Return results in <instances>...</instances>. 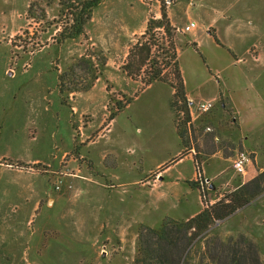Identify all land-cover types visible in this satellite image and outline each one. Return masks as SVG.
<instances>
[{
    "label": "rangeland",
    "instance_id": "1",
    "mask_svg": "<svg viewBox=\"0 0 264 264\" xmlns=\"http://www.w3.org/2000/svg\"><path fill=\"white\" fill-rule=\"evenodd\" d=\"M188 2V0H104L94 10L85 37L57 44L55 37L63 28L64 22V17L60 16L58 0L51 6H47L46 0H0V156L18 154L24 134L22 132L20 135L23 124L27 122L30 124L31 119L48 115L52 120L47 128L39 121L37 124H40V127L37 125L34 129L31 126V131L27 130L26 133L30 139L38 137L36 143L30 146L34 151L40 144V150L43 152L45 150L52 156L62 151L61 139L74 137V147L60 165L59 181L53 178L52 182L54 191L65 196L69 188L67 179H86L83 171L90 176L97 172L88 160L90 154H85L84 146L79 144L86 143L90 144V148L95 147L94 143L98 139L107 136L111 114H118V108L121 106L124 108L118 117L116 116L114 136L120 137L121 129L127 127L129 139L123 146L136 148L138 146V150H145L147 147L151 149L150 154L156 153L155 156L158 157L172 158L173 153L182 144L179 136L177 137L180 145L174 139L175 124L176 122L180 124L186 145L183 146L185 150L182 154L186 155L189 150H193L194 160L198 158L201 162L203 180L201 185L207 187L205 200L202 199L198 188L190 186L191 181L186 183L191 189L199 191L201 210L244 187L248 196L254 195L257 188L251 181L264 172L263 108L257 111V123L260 126L255 124L257 129L253 135L259 140L255 143L253 154V151H247L242 147L237 129V116L224 97L221 96L212 111L200 121H191V125L185 127L181 125L186 117L181 111L184 103L178 102L176 109L172 110L173 90L169 84L155 82L149 87L146 82L150 76L147 75L146 68L140 73L133 70L135 74L130 71L131 64L128 66L130 70L126 69L129 53L145 33L148 22L161 19L163 5L166 11L177 5L179 9L174 13L178 14L180 22L177 25L171 23L176 28L173 31V38L168 37L162 28H156L151 34L154 37L153 41H164L161 42L166 43L164 52L170 47V40L174 42L179 66L184 74L183 79L187 81L188 91L194 100L208 99L223 89L227 78L239 71V67L237 69L235 66L228 67V59L232 60L233 57L226 55L227 50H223L226 54L215 50L216 56L210 55L211 46L205 43L206 38L203 39V51L198 49L197 45L191 42L192 35L197 32L198 27L190 33L182 32L187 24L194 22L184 14ZM32 4L36 19L29 17V6ZM136 30L142 31V34H132ZM162 53L163 50L155 53V56H158L162 63L163 75L173 79V68L165 67L166 62L171 61V54ZM207 56H210L212 61L213 57H218V63L224 64L225 71L219 77H216V71L210 70ZM95 77L99 78L96 80ZM228 87L231 88L229 85ZM251 98L255 100L256 95L252 93ZM129 101L131 103L128 105ZM30 109L37 111L35 116L28 114L32 111ZM70 109H78L79 119L77 116L72 117V123L70 121L65 123L64 116L70 115ZM92 121L93 128L97 130L95 133L87 134L84 127L92 124ZM149 125L157 127L161 132L158 139L155 136L148 139L146 132L140 133ZM208 127H211L212 131H207ZM252 144L253 140L249 141L248 148H251ZM215 151H221L224 157L232 158V166L226 173L224 181L220 180L216 185L203 175V166L208 165L209 157ZM240 153H246L251 160L243 175L233 169V161ZM82 154H85L84 158ZM255 158H258L259 165ZM8 159L1 161L2 166L8 170L18 169L15 168L18 163H14L13 167L9 162L11 160ZM187 163L190 165V162ZM146 166L148 165H145V168ZM35 169H38L39 173L44 172L43 168ZM156 176L152 174L139 184L143 187H153L156 182L152 183L150 180H155ZM197 178L198 176L192 181H196ZM60 181H63L62 188L57 190ZM261 187L263 190L264 184ZM142 228L153 227H139L134 261L138 255V237ZM107 247L105 242L100 244L103 251H106ZM4 260L6 259L1 261ZM233 260L237 264H264V192L256 196L246 207L223 221H217L203 240H195L188 247L182 264H234Z\"/></svg>",
    "mask_w": 264,
    "mask_h": 264
},
{
    "label": "crops",
    "instance_id": "2",
    "mask_svg": "<svg viewBox=\"0 0 264 264\" xmlns=\"http://www.w3.org/2000/svg\"><path fill=\"white\" fill-rule=\"evenodd\" d=\"M188 1L184 14L198 27L191 42L203 51L206 38L205 43L211 46L210 55L216 56L215 50L219 53L227 50L228 54H223L233 57L228 59V67H239V71L225 80L223 89L208 99L194 100L184 78L190 110L193 113L199 101L213 100L216 104L224 97L237 116L242 147L255 154V143L259 139L253 133L257 129L255 124L260 126L257 111L264 109V0ZM172 7L166 12L170 22L177 25L180 19L174 12L179 6ZM138 33L142 31L132 34ZM209 58L210 70L216 71L219 77L225 71L224 64L218 63V57H213V61ZM228 85L231 88H227ZM252 93L256 95L255 100L251 98ZM30 110L28 114L35 116L37 111ZM70 110V115L64 116L65 123L79 116L78 109ZM116 116L109 122L107 136L98 139L95 147L79 144L84 146L85 154H90L88 160L97 172L90 176L83 171L86 179H67L66 183L72 188H68L65 196L54 191L52 182L53 178L59 181L60 165L72 151L74 137L61 139L62 151L52 156L40 150V144L34 151L30 146L38 137L30 139L26 133L31 131V126L40 127L39 121L47 128L52 118L43 115L31 119L30 124H23L19 153L0 156V259H6L0 260V264H133L139 227L156 228L166 217L188 220L200 212L199 191L186 184L197 177L194 152L189 150L180 158L185 148L180 145L176 128L174 139L180 146L172 158L165 159L155 156L156 153L150 154L151 149L147 147L138 150V146V149L123 146L129 139L128 130L125 127L120 137L114 136ZM93 125L92 121L84 127L87 134L96 132ZM151 126L140 133L146 132L148 139L154 136L158 139L161 132ZM252 140L248 148L247 143ZM5 158L11 160L8 159L12 166L18 163L15 166L18 169L3 167L1 161ZM231 161L232 158L224 157L221 151H215L208 165L203 166V175L216 185L224 181ZM255 161L259 165L258 158ZM145 165L148 166L145 168ZM35 167L43 168L44 172H37ZM152 174L157 175L155 180H150L156 182L155 186L139 184ZM104 242L108 245L106 251L100 248Z\"/></svg>",
    "mask_w": 264,
    "mask_h": 264
},
{
    "label": "trees",
    "instance_id": "3",
    "mask_svg": "<svg viewBox=\"0 0 264 264\" xmlns=\"http://www.w3.org/2000/svg\"><path fill=\"white\" fill-rule=\"evenodd\" d=\"M54 1L55 0H46L47 6H51ZM58 1L60 6V16L61 18L64 17L63 28L55 37L57 44H60L66 40H75L80 37H85L86 28L92 20L94 10L98 8L104 0ZM34 5H36V3H34ZM34 5L32 4L29 6L28 13L30 18L36 19V14L33 11ZM161 15V19L148 22L145 33L129 53V62L126 65V69L130 70L128 66L131 64L130 68L132 70L130 71L135 74L136 72L140 73L146 68L147 75L150 76L146 82L147 86H150L155 82L169 84L173 90L171 108L172 110H175L178 102L184 103L181 111L186 117L181 122V125L187 127L189 124L191 125L190 103L186 96L184 79L179 66L176 47L174 42L170 40V47L164 52V44L166 45V43L161 44V42H164L161 40L153 41L154 37L151 35L156 28H162L168 37L173 38V31H175L176 28L172 26L164 5L162 7ZM162 50V55L171 54V61H167L165 67L171 66L173 68V79L163 75V68H161L162 63L158 60L159 57L155 56V53H159ZM99 76H101V73ZM98 78L99 77H95L96 80ZM130 103L131 101L128 102V105ZM123 108L124 107L120 106L118 108L119 112ZM116 115L117 113H112L110 120H113ZM175 128L181 139L182 146L186 147L184 131L180 130V124L176 122ZM237 129L239 130L238 124ZM183 156H185V153L182 154L180 158H183ZM194 162L198 178L196 181L189 182V184L191 187L198 188L201 192L202 199L205 200L207 187L204 188V186L201 185L203 182L201 178V162L198 158H195ZM251 184H255L257 188L256 193L252 196H248L244 187L224 196L214 205H207L196 216L189 220L176 221L166 218L158 228H142L138 237V255L134 264H182L188 247L192 245L195 240H203L217 221H223L239 209L246 207L256 196L264 192V187L263 190L261 187L262 184H264V172L254 178L251 181ZM233 263L237 264L234 260Z\"/></svg>",
    "mask_w": 264,
    "mask_h": 264
},
{
    "label": "built area",
    "instance_id": "4",
    "mask_svg": "<svg viewBox=\"0 0 264 264\" xmlns=\"http://www.w3.org/2000/svg\"><path fill=\"white\" fill-rule=\"evenodd\" d=\"M197 28L196 23L191 22L186 25L182 32L190 33L193 32ZM214 101L213 100H203L199 101L195 105V109L193 113L191 112V121L194 122L195 120H200L203 116L207 115L212 109L214 108ZM207 131H212L211 127L207 128ZM250 157L246 153H240L236 156V159L233 161V169L236 173L243 175L246 171L250 163ZM63 181H60V184L57 185L56 189L61 190ZM71 188V186H69Z\"/></svg>",
    "mask_w": 264,
    "mask_h": 264
}]
</instances>
